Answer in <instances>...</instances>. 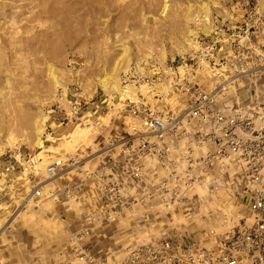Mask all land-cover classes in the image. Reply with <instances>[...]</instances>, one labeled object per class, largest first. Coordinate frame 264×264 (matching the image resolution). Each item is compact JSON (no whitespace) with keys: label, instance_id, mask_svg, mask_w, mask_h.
Listing matches in <instances>:
<instances>
[{"label":"rangeland","instance_id":"rangeland-1","mask_svg":"<svg viewBox=\"0 0 264 264\" xmlns=\"http://www.w3.org/2000/svg\"><path fill=\"white\" fill-rule=\"evenodd\" d=\"M234 1L0 0V152L13 165L12 170L0 168L9 172L11 184L9 194L0 197V264L76 262L71 232L89 215L100 221L89 222L92 237L83 241L94 242L90 249L101 250V256L107 250L117 256L170 229L224 233L240 217H248L244 204L226 188L221 170H208L194 183L198 170H188L189 180L178 178L183 170H156L149 176L163 178L167 203L142 199L140 187L136 202L126 193L128 205H100L92 179L81 180L104 160L99 153L111 129L86 128L78 121L59 125L52 116L59 86L78 83L88 97L113 95L123 87L121 73L132 64L148 59L169 64L190 53L196 47L190 33L195 37L199 31L205 7L209 17L228 11ZM257 1L264 7V0ZM110 3L119 8L108 12ZM108 22L112 25L101 31ZM104 53L115 57L107 59ZM203 77L207 80V74ZM99 78L109 80L107 89L98 84ZM127 83L123 98L142 89ZM100 118L108 122V117ZM57 159L75 164L65 163L48 176L46 166ZM171 171L177 178L172 179ZM36 180L41 181L40 194L32 196ZM72 182L80 185L66 204L50 196L56 187Z\"/></svg>","mask_w":264,"mask_h":264},{"label":"built area","instance_id":"built-area-1","mask_svg":"<svg viewBox=\"0 0 264 264\" xmlns=\"http://www.w3.org/2000/svg\"><path fill=\"white\" fill-rule=\"evenodd\" d=\"M198 23L190 53L169 64L152 59L132 64L121 73L123 87L113 95L88 97L78 83L59 86L52 116L59 125L78 121L86 128L111 129L99 153L104 160L81 180L92 179L100 205H128L126 193L136 202L140 187L142 199L167 203L163 178L149 176L156 170H183L178 177L183 180L191 178L188 170H198L191 183L208 170H221L226 188L244 204L248 217L224 233L170 229L117 256L108 250L101 256V250L90 249L94 242L83 241L92 237L89 222L100 221L89 215L78 219L71 232L70 251L77 261L64 264H264V7L257 0H235L228 11ZM130 81L142 89L123 98ZM65 163L75 164L54 160L46 166L47 175ZM2 166L13 169L0 152ZM8 173L0 171V197L9 194ZM169 175L177 178L175 171ZM40 182L31 187L32 196L40 194ZM79 185L65 183L50 196L66 204Z\"/></svg>","mask_w":264,"mask_h":264},{"label":"bare ground","instance_id":"bare-ground-1","mask_svg":"<svg viewBox=\"0 0 264 264\" xmlns=\"http://www.w3.org/2000/svg\"><path fill=\"white\" fill-rule=\"evenodd\" d=\"M111 5L107 8L108 9V12H111L112 10L113 11H115L116 9H118L119 8V6L118 5H114L113 3H110ZM164 7H166V5L164 4ZM163 7V8H164ZM162 8V11L164 10ZM205 13L203 14V19H207L208 18V9H207V7H205ZM98 12V11H97ZM98 13H100V12H98ZM114 17H115V14H113V13H111V19L110 20H113V21H115V19H114ZM102 20V19H101ZM96 23H99V22H96ZM101 23V22H100ZM110 22H108V24H106V26H104V27H99V29L101 30V31H105V28H107V27H110V25H112V24H109ZM105 24V23H104ZM114 24H117V22H115ZM205 28L206 27H204L203 28V30H205ZM190 35L192 36V38H195L194 37V33H190ZM122 43H123V47H122V50L123 51H126V49H127V46L125 45V41H122ZM90 55V54H89ZM104 55H105V57L107 58V59H112L113 57H115L114 56V54H110V53H107V54H105L104 53ZM109 75V74H108ZM110 76V75H109ZM109 81V80H108ZM105 78H99L98 79V84L103 88V89H107L108 88V86H109V82H108ZM112 88H116V86H115V84L114 85H112ZM41 132H42V129L41 128H38L37 129V131H36V133H37V135H38V137H39V135H41Z\"/></svg>","mask_w":264,"mask_h":264}]
</instances>
